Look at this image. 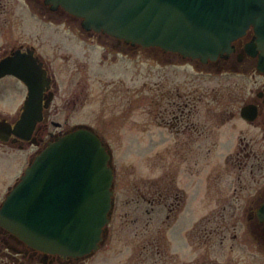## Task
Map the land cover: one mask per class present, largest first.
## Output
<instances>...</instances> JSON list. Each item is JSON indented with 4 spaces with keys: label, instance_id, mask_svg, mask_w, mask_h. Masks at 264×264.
Masks as SVG:
<instances>
[{
    "label": "flooded vegetation",
    "instance_id": "flooded-vegetation-1",
    "mask_svg": "<svg viewBox=\"0 0 264 264\" xmlns=\"http://www.w3.org/2000/svg\"><path fill=\"white\" fill-rule=\"evenodd\" d=\"M25 1L41 20L53 26L67 25L68 31L77 40H49L48 43L17 40V43L0 46V65L6 59L14 58L20 64L34 69L37 75L32 87L12 74L0 78V89L5 81L12 80L15 83L13 93L15 97L18 94L19 99L17 114L6 117L4 113L9 101L0 97V162L6 157H12L15 165L24 167L22 175L35 156L50 142L83 127L92 130L105 144L127 141L128 137L121 130L127 128L130 112L143 105L144 83L142 88L132 91L129 88H112L114 82L103 79L109 72L110 78L120 79L122 70L143 76L147 58L150 62L146 63L148 67L152 66L154 75V142L158 146L159 139L166 131L179 143L175 145L173 141V147L169 148L173 159L194 158L196 162L225 159L226 172L216 171L205 180L207 195L211 196L209 200L202 197L199 206L221 202V197L225 198L232 193L230 204L224 205L223 209L234 207L231 215L234 221L247 225V231L242 232L211 229L195 233V236L186 233L183 238L186 245L184 250L189 253L183 259L185 264H201L195 262V259L203 257L202 264H264V217L261 218L264 209V56L256 49L253 28L232 44L230 54L216 60L202 61L161 47H145L87 30L79 17L62 7L52 9L45 0ZM177 69L184 72L193 70L204 80L211 77L218 79L221 84L210 91L203 88H186L182 91L181 88L167 87V84L170 85L171 74ZM93 76L101 86H106V90L112 89L109 95L113 93L116 96L114 100H118L116 110L109 111V116L105 115L106 121H100L101 124L96 121L103 116L96 115L94 111L88 115L81 113L91 102L90 80ZM9 88L6 84L5 89ZM122 107L125 114L119 111ZM23 117L24 124L17 127ZM136 122H143L144 125V121L136 119ZM5 123L11 127L5 128ZM207 126L213 127L215 130L212 129V133L216 134L209 133ZM109 128L113 129L115 135H106ZM145 132L152 133L149 128L144 130L143 126L136 137L142 139ZM133 134L127 133V136L134 138ZM187 144L189 147L184 154L176 152L178 147ZM195 145L199 146L198 151L194 150ZM194 169L191 170L192 175L201 174V168L197 172ZM226 177L232 179L225 188L222 183ZM19 178L17 176L15 182L8 186L7 192L0 195V205ZM201 188L203 186L196 192ZM226 191L229 192L227 196L224 194ZM175 195L178 207L183 202L190 205L192 196H196L193 192H187L181 197L177 196L178 193ZM162 201L157 199V203ZM197 210L194 206L193 213ZM170 216L165 223L171 220ZM200 221L209 224L228 222L224 211L204 215ZM160 234L161 239L158 240L167 241V237ZM170 244L169 249L162 248L160 242L155 250L150 249L157 257L154 264H182L184 253L181 255L180 248L176 249L174 237ZM199 250L201 255L193 258ZM86 263L82 259L66 258L34 248L0 224V264Z\"/></svg>",
    "mask_w": 264,
    "mask_h": 264
},
{
    "label": "water",
    "instance_id": "water-1",
    "mask_svg": "<svg viewBox=\"0 0 264 264\" xmlns=\"http://www.w3.org/2000/svg\"><path fill=\"white\" fill-rule=\"evenodd\" d=\"M45 2L82 18L88 30L194 59H217L251 27L264 52V0ZM5 72L30 85L35 81L29 70L22 73L9 67L0 76ZM112 162L108 146L85 128L50 143L7 196L0 224L34 248L70 258L90 257L101 247L111 222Z\"/></svg>",
    "mask_w": 264,
    "mask_h": 264
},
{
    "label": "rangeland",
    "instance_id": "rangeland-1",
    "mask_svg": "<svg viewBox=\"0 0 264 264\" xmlns=\"http://www.w3.org/2000/svg\"><path fill=\"white\" fill-rule=\"evenodd\" d=\"M17 40L48 43L49 40L76 41L77 37L68 31L67 25L53 26L45 20H41L39 16H36V12L31 5L25 0H0V46L17 43ZM145 61L150 62L147 58H145ZM146 62L143 76L122 70L119 75L120 79L117 77H111L113 78L111 79L110 72L103 79L104 81L114 82L111 86L112 88H129L132 91L139 87L142 88L144 83L145 93L142 107L134 108L131 112L129 107L128 113L130 112V117L127 122V128L121 130L124 136L128 137L127 141L109 143L114 152L117 207L111 221L110 234L106 244L93 259L86 260V264H154L157 257L151 250H155L159 242L162 248H171L172 237L177 243L176 249L180 248L181 255L184 253L181 263L185 264L186 262L183 259L188 257L189 252L184 250L186 245L183 242V238H185V234L188 231H191L193 236H195V233L210 231L211 229L216 231L226 230L227 232L247 231L245 223H236L232 218L234 207L232 209H223L224 205L230 204L232 193L227 196L229 192H224L227 197H221L222 200L224 199L221 202L208 203V205L202 204L204 205L203 207L199 206L202 197L209 200V196H211L207 195L205 180L215 174L216 171L226 172L225 159L197 160L198 162L194 158L184 159V157H180L173 159L170 154L172 150L169 148L173 147L172 144L178 145L179 143L175 141L177 139L170 136L166 131L162 138L159 139L158 146L160 148L154 142V126H152L155 117V111L152 106L154 75L152 66L148 67ZM170 78V85L167 84V87L181 88L182 91L186 88L192 90L203 88L210 91L211 88L221 84L218 79H212L211 77L204 80L200 74H196L193 70L184 72L177 69L171 74ZM120 82L123 83L121 84ZM6 84L10 86L9 90L5 89ZM3 85L2 89H0V97H5L6 101H9L4 114L5 116L7 115L6 117L16 115L19 107L18 94L15 97L13 93L16 85L12 80L5 81ZM105 87L101 86L94 76L91 78V102L81 112L83 115H88L94 111L96 115L103 116V118L96 121L99 122L98 124H101L100 121L102 120L106 121L105 115L109 116V111L112 110L114 112L117 108L116 102L118 100H114L116 96L113 93L109 95L112 89L107 88L106 90ZM13 95L15 98L11 99ZM124 110L122 107L119 111L125 114ZM136 119L144 121V125L143 122L137 124ZM143 126L144 130L149 128L152 133L147 134L145 132L142 139L137 138L136 135L140 130H143ZM207 127L210 131L209 133L213 134L212 129H215ZM127 133H134V138H129ZM211 134L208 135L210 136ZM106 135H109V137L115 135L113 129L109 128ZM118 140L121 139L119 138ZM188 147L189 144L181 145L176 152L184 154ZM195 149L198 151L199 146L195 145ZM23 168V166L15 165V159L12 157H6L3 162H0V195L7 192L8 186L15 182V178L21 174ZM200 168V175L191 174L192 169L197 172ZM231 179L226 177L222 185H225L226 188L228 181ZM175 186L176 188H174ZM200 186H203V188L196 192ZM187 192H193L196 196H192L190 205H185V202H183L178 207L174 199L175 194L178 193L177 196L181 197L185 196ZM158 198L163 201L157 203ZM194 206L196 210L197 207L200 209L193 213ZM171 207L173 211H171ZM220 211H224L228 220L227 223L209 224L204 223V221L199 222L204 215ZM168 215H171V220L165 223L164 221L167 220ZM218 215H221V213H218ZM160 232L167 237V241L158 240V238L161 239ZM166 252L168 251L166 250ZM212 254L216 255V253ZM200 255L201 250L194 254L193 258H197ZM195 260V262L202 264L204 257L203 259L197 258Z\"/></svg>",
    "mask_w": 264,
    "mask_h": 264
}]
</instances>
